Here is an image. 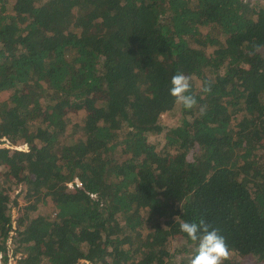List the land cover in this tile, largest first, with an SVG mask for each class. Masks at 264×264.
I'll use <instances>...</instances> for the list:
<instances>
[{"label":"trees","instance_id":"1","mask_svg":"<svg viewBox=\"0 0 264 264\" xmlns=\"http://www.w3.org/2000/svg\"><path fill=\"white\" fill-rule=\"evenodd\" d=\"M201 217L264 264V0H0L4 262L189 264Z\"/></svg>","mask_w":264,"mask_h":264},{"label":"clouds","instance_id":"2","mask_svg":"<svg viewBox=\"0 0 264 264\" xmlns=\"http://www.w3.org/2000/svg\"><path fill=\"white\" fill-rule=\"evenodd\" d=\"M258 47V45H254V48ZM190 80L189 76L183 72H178L171 77L169 88V94L174 98L175 103L186 109H192L197 104L195 97L188 94L191 90ZM202 91L210 93L211 86L203 87ZM201 113H203V108H201ZM179 227L189 240L196 242L195 252L189 264H224V261L229 259L230 251L225 237L220 234L218 229L212 228L203 217L199 218L198 221H183Z\"/></svg>","mask_w":264,"mask_h":264},{"label":"rangeland","instance_id":"3","mask_svg":"<svg viewBox=\"0 0 264 264\" xmlns=\"http://www.w3.org/2000/svg\"><path fill=\"white\" fill-rule=\"evenodd\" d=\"M254 1L262 2L263 0H254ZM164 118H166L168 120V123L170 125H174L175 124L174 116H170V117L164 116ZM150 140L152 142H155L156 145H158V146H162L163 145V139L161 137L156 136V135L151 136L150 137ZM21 147H22V149H25V146L24 145L21 146ZM19 187H20L21 191L15 190V191L11 192L12 193V196H16L17 197V201H18V206L17 207H13V216H12L13 219H16L18 216L22 215V213H23L22 206L24 205L23 203H25V200H26L25 199V195H24V191H25V189L27 187L26 184H22L21 183L19 185ZM43 207H45V206H43ZM49 215L50 216H54L55 215V212H54L53 209H50ZM13 248H14L13 249V254H14L13 260L14 261H12L11 264H19L18 261H19V258H20V252H19L20 250H19V248H15V247H13ZM179 259H180V257L178 255V256L174 257L173 261L174 262H178ZM242 262H243V264H256V262H254L251 259L250 260L244 259V260H242ZM4 264H8V263L7 262H4Z\"/></svg>","mask_w":264,"mask_h":264},{"label":"built area","instance_id":"4","mask_svg":"<svg viewBox=\"0 0 264 264\" xmlns=\"http://www.w3.org/2000/svg\"><path fill=\"white\" fill-rule=\"evenodd\" d=\"M8 144V143H6ZM5 144V145H6ZM25 148H27V145H24ZM17 149H21V147H16ZM67 186L69 187H81L82 184L81 182L78 180V179H74L73 182H70L67 184ZM15 225H13L14 227ZM13 236H14V232L13 231H10L9 232V236L6 240V255H7V259H6V262L8 264H11L13 260V257H14V254H13ZM3 253L0 252V264H4V259H3ZM88 264V262L84 261V260H81L79 263L77 264Z\"/></svg>","mask_w":264,"mask_h":264}]
</instances>
